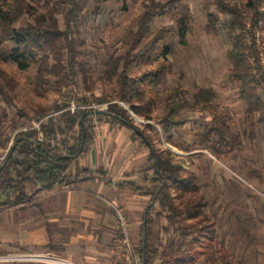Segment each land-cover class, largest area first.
I'll list each match as a JSON object with an SVG mask.
<instances>
[{
	"label": "trees",
	"instance_id": "obj_1",
	"mask_svg": "<svg viewBox=\"0 0 264 264\" xmlns=\"http://www.w3.org/2000/svg\"><path fill=\"white\" fill-rule=\"evenodd\" d=\"M182 1L147 0L136 20V30H128L122 39V48L126 49L124 55L115 50L103 64L102 80L114 81L117 87L114 98L99 100V104H106L105 110L83 108L87 101L82 99L81 106L71 111L69 104L42 106L34 105L29 99L25 101L19 81L4 66L9 62L19 72L33 70L26 93L38 100L51 93L59 94L70 82L76 85L72 25L78 17L79 0H0V43L11 45L0 47V136L5 131L0 147L8 148L0 162V206L24 204L30 197L26 194L29 186L34 188L30 195H37L94 177L104 179L103 170L75 167L72 171V167L78 158L90 153L95 141V122L116 124L129 129L132 138L147 148L148 162L154 170L151 175L144 176V187L134 182L120 184L121 188L148 200L139 224L140 263L144 259L145 264H197L202 258L215 262L211 254L216 246L214 225L204 213V197L196 177L173 164V155L168 150L155 148L151 138L134 125L128 111L118 104H125L143 121H154L155 91L172 74V68L167 63L170 31L160 28L152 32L150 24L155 17L172 20L180 45H185L192 17L189 7ZM200 5L206 15L204 32L218 37L224 29L230 40L226 51L230 64L227 75L238 90L246 119L252 126L264 127V72L259 66L253 34L250 32L246 36L244 33L248 17L253 26L259 20L264 23V0H200ZM57 15L63 18V29L59 28ZM136 47L140 54L138 62L154 63L155 67L141 76L130 77L131 51ZM215 98L212 88H200L191 96L178 87L167 90L164 115L156 119L165 142L171 144L172 132L184 124L182 113L204 112L212 117L196 133L197 148L224 157L241 150V136L226 124L225 113ZM19 102H22L21 107L17 106ZM3 107L13 108L16 117L2 131L8 116ZM24 121L28 124L25 129ZM33 121L38 123L37 128L32 127ZM143 127L150 130L148 124ZM153 217L164 218L173 231H179L187 244L186 249L182 250L181 244L174 249L173 239L169 247L162 246L153 229ZM144 232L146 238L142 248ZM221 252L219 260L226 261L228 253L224 248Z\"/></svg>",
	"mask_w": 264,
	"mask_h": 264
},
{
	"label": "rangeland",
	"instance_id": "obj_2",
	"mask_svg": "<svg viewBox=\"0 0 264 264\" xmlns=\"http://www.w3.org/2000/svg\"><path fill=\"white\" fill-rule=\"evenodd\" d=\"M146 1L79 0L78 17L75 25H72V37L76 50L74 78L76 85L70 82L59 94L51 93L45 99H35L31 94L26 93L29 86L28 80L32 79L34 75L33 70L27 69L19 72L13 64L7 62L4 67L12 72L19 81L22 98L25 101L29 99L34 105L52 106L58 104L62 106L69 104L71 109L81 106L80 101L85 99L87 104L83 108L105 110L106 104H99V100L113 99L117 87L114 81L108 83L102 80L103 64L108 55L115 50H117V54L124 55L126 49L122 48V39L128 30H136V20L142 11V5L147 3ZM182 3L189 7L192 17L185 45H180L172 20L155 17L150 24L152 32L160 28L169 29L170 54L167 56V63L172 68V74L155 91L156 106L152 109L154 121H143L134 116L125 104H118L128 111L134 125L151 138L155 148L168 150L173 155V164L180 165L196 177L204 197V213L213 223L216 235V246L211 253L215 262L202 258L197 264H264V127L252 126L246 119L243 106L239 100L238 90L228 79L230 64L226 58V51L230 47V40L225 30L221 29V34L218 37L207 35L204 32L206 15L201 10L200 0H184ZM56 17L59 28L63 29L62 16L57 15ZM255 25H252L248 17L244 22V33L248 36L251 32L257 40L262 60V65L259 64V66H262L264 72V23L259 20ZM6 45L11 46L5 42L0 43V47ZM138 49L136 47L131 51L133 63L128 70L130 77L141 76L155 67L154 63L144 65L138 62L137 57L140 55ZM177 87L187 91L190 96L200 88H212L216 94V103L225 113L226 124L233 133L241 136L242 149L232 151L227 157L213 155L208 150L198 149L195 144L197 142L196 133L200 130V126L205 125L212 117L209 113L204 112L182 113L184 124L179 130L172 132L171 144L165 142V136L156 119H160L164 115V93L170 88ZM17 106L21 107L22 102L17 103ZM3 108L8 116L7 120L4 121L2 131L6 130L5 126L9 124L12 118L16 117L13 108ZM94 124L95 132L97 127L106 123L97 121ZM145 124L150 126V130L143 127ZM25 125L28 126L26 122ZM31 125L33 128L38 127V123L35 121ZM107 125L110 129L117 131L125 130V138L131 143L126 150V157L129 159L134 156L138 160L136 164H131L130 167L132 169L135 167V172L131 171L130 173L138 174L135 185L144 187V176L151 175L154 171L152 164L147 159L149 153L147 148L132 138L129 129L116 124L107 123ZM4 132L0 136L1 140L5 137ZM100 136L106 137V131L101 130ZM111 140L109 139V141ZM7 151L8 148L0 147V162ZM82 158H78L74 162L72 171L75 167L81 168L82 162L85 163ZM103 163V165H108V161ZM33 190V187H27L26 194L30 197L24 203V207L0 206V256L7 251L8 247H15L16 249L12 251H17V253L22 251V255L26 254L24 252L42 251L26 245L34 239L33 231L38 227L36 217L44 212L43 206L36 198L37 196L30 195ZM147 205L148 200L146 199L145 205H143V214ZM111 209L117 215L116 211ZM117 209L120 210L126 224L135 264H141L137 250L139 235L135 249L130 240L124 211H121L122 208L120 207ZM155 209H157L156 205ZM115 218V226L117 227V217L115 216ZM153 220V229L162 246L169 247L173 239L174 249L180 244L182 250L186 249L187 244L179 231H173L164 218L156 219L153 217ZM43 227L50 231V224H44ZM7 234L17 235V242H4V237ZM21 245L24 248H20ZM222 248L228 253L227 260L223 262L219 260L220 255H222ZM0 264L48 263L0 261Z\"/></svg>",
	"mask_w": 264,
	"mask_h": 264
},
{
	"label": "crops",
	"instance_id": "obj_3",
	"mask_svg": "<svg viewBox=\"0 0 264 264\" xmlns=\"http://www.w3.org/2000/svg\"><path fill=\"white\" fill-rule=\"evenodd\" d=\"M101 130L106 131V137L100 136ZM124 131L110 129L107 123L97 127L94 145L90 153L82 158L85 160L80 165L82 168L103 170L106 173L104 179L94 177L86 182L56 187L36 195L44 212L36 217L38 227L33 231L34 239L26 245L42 251L24 252L26 254L23 255L51 254L70 264H108L112 260L110 251L118 233L116 215L110 205L124 211L130 240L137 248L139 222L146 198L120 187L123 182L136 183L138 175L130 173L135 170V167H130L131 164H136L138 160L134 156L126 157L131 143L125 138ZM104 161H108V165H103ZM19 206L25 205L8 208ZM44 224H50V231L43 227ZM17 239V235L7 234L3 241L15 243ZM15 249L8 247L1 256L23 253L12 251Z\"/></svg>",
	"mask_w": 264,
	"mask_h": 264
},
{
	"label": "built area",
	"instance_id": "obj_4",
	"mask_svg": "<svg viewBox=\"0 0 264 264\" xmlns=\"http://www.w3.org/2000/svg\"><path fill=\"white\" fill-rule=\"evenodd\" d=\"M256 47L258 48L257 40L253 39ZM258 59L259 64L262 65V60L260 56V51L258 48ZM262 68V66H261ZM76 108V107H75ZM75 108H69L73 111ZM116 211V217L118 221V233L117 237L113 242V246L111 248V256L112 260L108 264H135L133 250L129 241V237L127 235L126 224L124 218L121 216L120 210L117 209L116 206L110 205ZM0 261L2 262H23V261H34V262H42L48 264H70L66 260L54 256V255H8V256H0Z\"/></svg>",
	"mask_w": 264,
	"mask_h": 264
},
{
	"label": "water",
	"instance_id": "obj_5",
	"mask_svg": "<svg viewBox=\"0 0 264 264\" xmlns=\"http://www.w3.org/2000/svg\"><path fill=\"white\" fill-rule=\"evenodd\" d=\"M82 119H83V117L80 118V120H79V124H80L81 126H82ZM12 149H13V148H12ZM12 149L10 150V152H9V154H8V157L11 155ZM145 238H146V233L144 232V234H143V240H142V248L144 247ZM141 264H145L144 259H142Z\"/></svg>",
	"mask_w": 264,
	"mask_h": 264
}]
</instances>
